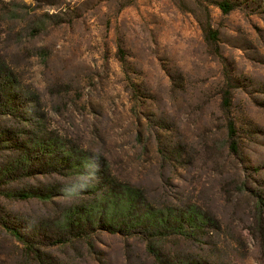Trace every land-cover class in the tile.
<instances>
[{
    "label": "rangeland",
    "instance_id": "rangeland-1",
    "mask_svg": "<svg viewBox=\"0 0 264 264\" xmlns=\"http://www.w3.org/2000/svg\"><path fill=\"white\" fill-rule=\"evenodd\" d=\"M221 1L0 0V264H264V0Z\"/></svg>",
    "mask_w": 264,
    "mask_h": 264
},
{
    "label": "trees",
    "instance_id": "trees-1",
    "mask_svg": "<svg viewBox=\"0 0 264 264\" xmlns=\"http://www.w3.org/2000/svg\"><path fill=\"white\" fill-rule=\"evenodd\" d=\"M217 5L219 8L225 12L228 13L233 10L234 5L230 3L228 0H223L221 2H218ZM213 37H216L215 32H211ZM0 107L5 108V102H0ZM228 135L230 138V147L231 150L236 151L237 150V144L234 141V128L232 123L228 125ZM12 168L10 169L9 166L2 170L0 173V178H4L5 181H7L8 177L11 172L14 169V166L16 164V161H14ZM108 196V195H107ZM107 196L104 195L103 201L108 200L106 198ZM120 203L116 205V200L113 203L112 211L111 213L105 214L106 217L110 220V223L113 225H117L119 228H122L121 231L127 232L131 229L137 228L140 230V232L147 236V238L154 237L153 235L159 234H174V235H185L190 236L194 233H191V230H194L196 234L202 229L199 226V222L197 221L198 216L196 217V214L190 212L187 216V218H182L172 216V212L169 211V213H165L160 210H155L152 207H147L144 210L140 209L138 207L137 200L135 196L132 194L126 192L120 196ZM116 199V197H114ZM87 208L83 210L82 214H90L92 208L90 205L86 206ZM75 217V218H74ZM83 223L82 216H73L69 218L66 229H68L69 233H75L74 231L77 230L76 236H79V231L81 228H73L74 225H81ZM8 232L14 236L18 241L23 242L26 244V239L23 237V235L15 228H6ZM109 231H114L117 228H108ZM60 240V238L58 239ZM150 249L152 250L153 244L150 243ZM27 249L29 253L33 255V259L37 261L40 264H47L44 255H42L40 252H38L35 249L34 245L27 246Z\"/></svg>",
    "mask_w": 264,
    "mask_h": 264
}]
</instances>
